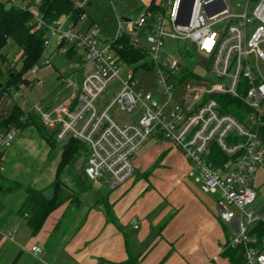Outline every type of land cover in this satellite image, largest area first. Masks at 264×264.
Listing matches in <instances>:
<instances>
[{
  "label": "built area",
  "instance_id": "built-area-1",
  "mask_svg": "<svg viewBox=\"0 0 264 264\" xmlns=\"http://www.w3.org/2000/svg\"><path fill=\"white\" fill-rule=\"evenodd\" d=\"M87 1L77 2L78 7H87ZM1 2L38 12L33 0ZM154 5L155 11L136 22H119L110 40L103 39L96 26L80 32L77 25H67L69 16L52 25L35 16L32 31L45 30L44 49L53 40L50 57H68L71 52L76 77L64 79L68 97L47 108L37 104L30 111L58 142L74 139L85 144L84 178L111 191L135 177V155L150 138L167 141L194 168L201 190L219 196V219L236 232L228 247L243 248L244 264H264V236L255 243L250 234L264 216L248 209L257 196L255 177L264 166V0H239L240 14L230 0H155ZM221 23L226 24L221 32L213 29ZM143 29L147 47L138 39ZM125 35L134 50L147 54L150 69H136L122 58L124 48L118 42ZM167 40L178 44L181 58L197 57L195 69L178 57L161 55ZM51 67L48 58L30 73L36 76ZM139 70L156 72L158 95L137 87ZM181 87L183 96L176 101ZM107 91L111 99L98 105ZM138 106L136 121L119 124L111 118L115 107L133 113ZM18 132L15 127L0 131V177ZM214 150L227 160L214 157ZM31 251L40 254L42 249L33 246Z\"/></svg>",
  "mask_w": 264,
  "mask_h": 264
},
{
  "label": "crops",
  "instance_id": "crops-1",
  "mask_svg": "<svg viewBox=\"0 0 264 264\" xmlns=\"http://www.w3.org/2000/svg\"><path fill=\"white\" fill-rule=\"evenodd\" d=\"M135 170L113 191L85 179L87 189L55 209L37 234L26 219L0 214V264H235L228 246L236 232L219 219V196L201 190L181 152L153 136L136 153ZM255 202L249 210L264 216V206L250 209Z\"/></svg>",
  "mask_w": 264,
  "mask_h": 264
},
{
  "label": "rangeland",
  "instance_id": "rangeland-1",
  "mask_svg": "<svg viewBox=\"0 0 264 264\" xmlns=\"http://www.w3.org/2000/svg\"><path fill=\"white\" fill-rule=\"evenodd\" d=\"M230 1L234 8V12L240 14L242 11L236 6L239 0ZM147 9L148 7L142 0H114L113 2L107 0H93L91 4L85 8V15L78 22L77 29L82 32L92 26H96L101 30V37L105 40H110L116 35L119 22L124 21L126 18L136 22L147 12ZM71 23L72 21L70 20L67 25ZM225 27L226 24L221 23L215 25L213 29L221 32ZM138 39L144 47H147L148 44L144 36V29L139 31ZM54 45L55 42L51 40V46L44 49L40 61L42 64L49 58L52 67L36 76L30 73V71L27 72L25 76L26 81L23 84H18L19 89L13 88L11 90L14 100L24 111H30L37 104L41 105L42 108L50 107L63 98L68 97L70 94L64 79L71 76L76 77L75 70L70 68L74 59L68 58L66 55L59 56L57 54L50 57ZM180 47L184 48L185 46L181 44ZM3 54L6 57L7 63L14 62L17 69L21 68L22 52L12 40H9L6 47L3 49ZM161 55L163 57H167L168 55L178 57L184 66L191 70L195 69L197 57L185 56L181 58L178 55V44H174L172 40L165 41ZM145 62L147 63V61ZM5 66L6 63L3 65V74L0 78V82H5L4 76L7 73ZM197 71L204 73L205 69L197 68ZM83 72H86V69ZM37 80H41L44 83L39 84ZM135 81L138 88L158 95V78L154 70L148 72L144 70L137 71L135 74ZM184 90L185 87H181L177 97H175L176 101L182 98ZM110 99L111 94L107 91L100 98L98 105L102 101ZM110 115L111 118L119 124L130 123L138 120L140 117V107L138 106L133 113L122 112L118 107H115L110 112ZM65 143L66 142H59L54 148H50L34 127L19 130L12 147L7 153L6 171L2 178L10 182L21 184L23 189L40 191L47 188L56 180V170ZM79 150L80 149H77L75 152L78 153L82 151ZM84 165L85 160L81 157L74 165L75 172L83 174ZM62 184L65 185L67 189L72 188L70 179L62 181ZM256 184L257 200L250 209L264 206V169L259 175ZM25 197L26 194L24 191H18L14 194L3 196L0 201L4 204L6 210L3 212L2 219L11 217L9 221L15 220L17 223L22 222L26 224L25 219L19 217L18 214V210Z\"/></svg>",
  "mask_w": 264,
  "mask_h": 264
},
{
  "label": "trees",
  "instance_id": "trees-1",
  "mask_svg": "<svg viewBox=\"0 0 264 264\" xmlns=\"http://www.w3.org/2000/svg\"><path fill=\"white\" fill-rule=\"evenodd\" d=\"M85 0H33L38 7V12L32 9H18L13 6L5 5L0 0V78L3 72V65L6 63L7 73L4 76L5 82H0V131L10 129L11 127L22 130L28 127H34L40 137L54 148L59 142L55 139L41 123L39 117L32 111H24L19 104L14 100L11 90L19 89L18 84L26 81L25 76L36 64L40 63L44 52V35L45 30L33 32L34 17L41 16L47 25H52L60 21L62 18L69 16L74 25L85 15V8H80L77 2ZM92 1H87V6ZM155 0L151 1L147 11H155ZM9 40H12L22 52V66L17 69L16 64L8 62L3 49L6 47ZM118 44L124 48L122 58L136 69L140 67H148L146 56L147 54L141 50H134L131 46V37L125 35ZM73 54L70 52L68 58ZM232 113V112H231ZM54 142V143H53ZM80 149L76 153L75 151ZM214 157H217L221 162L227 160V156L218 150H214ZM87 147L78 140L71 139L66 142L60 162L56 170V180L47 188L37 191L34 189H23L21 184L10 182L0 177V199L5 195L14 194L18 191H24L26 197L18 210L20 217L27 220L32 234H37L42 228L44 222L49 215L58 207L62 206L69 200L77 198L83 193L88 185L85 182L83 174L76 173L74 165L81 157L86 159ZM72 159V160H70ZM72 184L71 189H67L62 181L69 180ZM6 210L4 204L0 201V214ZM253 241H257L264 236V221L256 224L251 232ZM253 242V243H254ZM230 249V248H229ZM230 258L235 264H244L243 248L237 247L230 249ZM122 264H134V258Z\"/></svg>",
  "mask_w": 264,
  "mask_h": 264
},
{
  "label": "water",
  "instance_id": "water-1",
  "mask_svg": "<svg viewBox=\"0 0 264 264\" xmlns=\"http://www.w3.org/2000/svg\"><path fill=\"white\" fill-rule=\"evenodd\" d=\"M192 4H193V2H191L190 13H191V9H192ZM189 20H190V16H189V19L187 20L186 24L189 23ZM124 21H125V22H128V21H131V19L126 18V19H124Z\"/></svg>",
  "mask_w": 264,
  "mask_h": 264
},
{
  "label": "snow or ice",
  "instance_id": "snow-or-ice-1",
  "mask_svg": "<svg viewBox=\"0 0 264 264\" xmlns=\"http://www.w3.org/2000/svg\"><path fill=\"white\" fill-rule=\"evenodd\" d=\"M211 41H208L206 44H205V47H208L210 45Z\"/></svg>",
  "mask_w": 264,
  "mask_h": 264
}]
</instances>
